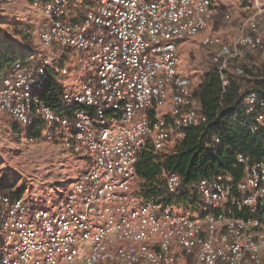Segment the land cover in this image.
<instances>
[{
    "label": "built area",
    "instance_id": "1",
    "mask_svg": "<svg viewBox=\"0 0 264 264\" xmlns=\"http://www.w3.org/2000/svg\"><path fill=\"white\" fill-rule=\"evenodd\" d=\"M68 1L35 2L50 19L38 36L48 51L79 58L86 77L63 85L53 105L41 92L58 59L17 58L0 76V112L27 129L41 125L40 139L89 162L53 209L0 196V264H264V160L239 153L241 177L219 172L187 186L166 171L168 191L192 198L185 211L134 191L146 145L165 150L207 120L193 78L179 70V47L207 30L216 0H97L77 21ZM240 1L234 40H202L216 45L211 63L224 87L225 70L241 73L246 51L264 52V0ZM246 101L248 114L262 107L252 131L264 136V100L251 92Z\"/></svg>",
    "mask_w": 264,
    "mask_h": 264
},
{
    "label": "trees",
    "instance_id": "2",
    "mask_svg": "<svg viewBox=\"0 0 264 264\" xmlns=\"http://www.w3.org/2000/svg\"><path fill=\"white\" fill-rule=\"evenodd\" d=\"M47 0H33L44 3ZM15 40L0 41V76L9 72L17 58L29 62L32 54L22 52L27 45ZM259 54H263L262 58ZM242 72L233 68L225 70L228 85L223 86L219 66L210 63L199 83L194 87V95L202 102V112L207 120L185 129L182 139L172 147L156 152L146 145L139 154L137 175L140 179L139 196L144 200H154L165 205H175L183 199L192 200L188 193L173 194L166 186L165 172L178 173L185 186L202 177L215 173L229 172L236 178L241 177L243 166L238 154L250 157L252 162L264 160V136L262 130L252 131L255 126V114L262 107L256 106L254 113L246 112L247 96L255 92L258 101L264 100V52L246 51L240 60ZM57 73H51L41 92L43 99L55 104L63 86L56 81ZM40 126L29 129L32 138L40 137ZM9 186H0V196H16ZM3 208L0 201V212Z\"/></svg>",
    "mask_w": 264,
    "mask_h": 264
},
{
    "label": "rangeland",
    "instance_id": "3",
    "mask_svg": "<svg viewBox=\"0 0 264 264\" xmlns=\"http://www.w3.org/2000/svg\"><path fill=\"white\" fill-rule=\"evenodd\" d=\"M39 7L33 0H0V41L15 40L19 45H27L30 51L37 52V56L44 53L47 49L44 50L37 32L42 20V12L38 14ZM227 13L232 14V20L225 18ZM244 17L240 0H220L217 13L207 30L188 39L189 47L184 48L181 60L190 72L194 86L210 66L212 52L216 47L203 45V38L216 34L231 43ZM259 56L262 58L263 54ZM66 67L68 72L61 73L68 79L64 85L70 86L76 75V67L72 64ZM87 71H92V67ZM85 77L84 73L83 79ZM28 130L7 113L0 112V186H9L10 190L23 196L33 208L53 209L69 188L72 176L83 170L80 160L84 158L60 144L40 138L31 139ZM139 184L140 179L137 178L134 185L136 194ZM173 207L181 211L179 203Z\"/></svg>",
    "mask_w": 264,
    "mask_h": 264
},
{
    "label": "crops",
    "instance_id": "4",
    "mask_svg": "<svg viewBox=\"0 0 264 264\" xmlns=\"http://www.w3.org/2000/svg\"><path fill=\"white\" fill-rule=\"evenodd\" d=\"M97 3V0H69L68 1V19L69 20H73V21H77L80 20L91 8H93ZM217 6L219 7V3L220 0H216ZM42 12V16H41V23L38 26V30L37 32L39 33V29L43 26L49 25L50 24V19H48L42 10V7L38 8V14ZM189 40H185L180 44L179 47V54H180V63H179V70L181 72H183L184 74L190 75V72H188L184 66V64L182 63V53L184 51L185 47H189ZM45 50V48H44ZM22 52L27 53V54H32V56H34L35 58L37 57L38 60L41 59H45V58H55L58 59L57 62V67L54 71V73H57L58 76H56V81H58L59 83L62 84V86L64 85V82L66 83L65 80H68L67 78H65V76H63L62 73H60V69L64 68L67 66V64H72L75 67H79V69H76V75L73 78L74 81L73 83L70 85L72 88H76L79 86L80 81L83 79V75L84 73L81 71L82 69V64L79 60V58H75L72 57V55L70 53H68L67 51H61L58 48L54 49L53 51H47L45 50L44 53H40L38 56L36 55L37 52H34L33 50L30 51L29 49H27V47H23ZM67 68V67H66ZM8 114V113H7ZM9 115V114H8ZM10 116V115H9ZM62 146V145H61ZM65 148V147H64ZM67 149V148H65ZM68 150V149H67ZM89 159H81L80 160V164L83 167V170L86 168V164H88ZM82 170V171H83ZM79 175V174H78ZM78 175L72 176L71 178V183L74 182V180L78 177ZM70 183V184H71ZM192 200H187V199H183L181 201V211H185L187 209H191V202ZM180 264H181V258H180Z\"/></svg>",
    "mask_w": 264,
    "mask_h": 264
}]
</instances>
